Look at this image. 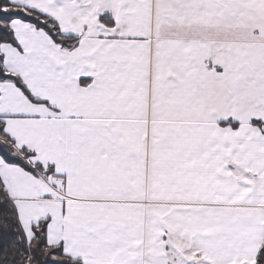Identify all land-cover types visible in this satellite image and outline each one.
I'll list each match as a JSON object with an SVG mask.
<instances>
[{
	"label": "snow or ice",
	"instance_id": "6c2138e0",
	"mask_svg": "<svg viewBox=\"0 0 264 264\" xmlns=\"http://www.w3.org/2000/svg\"><path fill=\"white\" fill-rule=\"evenodd\" d=\"M0 264H264V0H0Z\"/></svg>",
	"mask_w": 264,
	"mask_h": 264
}]
</instances>
